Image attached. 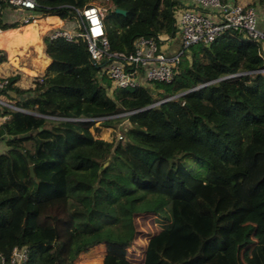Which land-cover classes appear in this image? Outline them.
<instances>
[{"label":"trees","instance_id":"16d2710c","mask_svg":"<svg viewBox=\"0 0 264 264\" xmlns=\"http://www.w3.org/2000/svg\"><path fill=\"white\" fill-rule=\"evenodd\" d=\"M109 1L110 49L173 35L176 0ZM88 6L35 0L34 13L65 25ZM4 12L1 30L23 25ZM41 40L49 58L42 75L27 88L8 76L2 92L26 112L0 109L8 115L0 123V255L25 245L24 264H74L102 244L100 264H239L238 249L250 244L251 264H264V72H253L264 59L255 43L224 30L183 50L169 82L109 89L80 39ZM2 49L15 64L17 47ZM98 117L104 127L126 120L122 138L94 137ZM136 214H151L161 227L132 258Z\"/></svg>","mask_w":264,"mask_h":264},{"label":"built area","instance_id":"2783aa9c","mask_svg":"<svg viewBox=\"0 0 264 264\" xmlns=\"http://www.w3.org/2000/svg\"><path fill=\"white\" fill-rule=\"evenodd\" d=\"M102 2L103 4H89L86 8L76 10V20L52 29L48 37H62L68 41L80 39L84 43L89 61L97 68L96 77L103 76L108 79L109 89L132 88L154 81L169 82L183 50L195 43L207 45L224 30H235L242 38L255 43L256 54L264 59V4H241L236 0H185L181 3L176 0L171 11L174 27L172 36L165 33L149 37L138 36L132 40L130 50L119 51L109 48L103 23L105 15L112 10V5L109 0ZM34 7L35 0H0V9L22 13L18 20L23 24L32 19L30 15L35 14ZM102 7L108 8L104 15ZM177 36L178 45L173 50H168V45ZM253 72H264V65ZM241 73L226 74L215 80ZM7 84V77H0V95H3ZM2 107L26 112L0 98V109ZM7 118V114H0V122ZM51 118L70 121L90 119ZM103 118L93 120L99 121ZM121 138V133L117 131L115 140ZM26 254L25 245H13L6 260L0 255V264H24Z\"/></svg>","mask_w":264,"mask_h":264},{"label":"rangeland","instance_id":"374dc122","mask_svg":"<svg viewBox=\"0 0 264 264\" xmlns=\"http://www.w3.org/2000/svg\"><path fill=\"white\" fill-rule=\"evenodd\" d=\"M90 5H97V4H103L102 0H89ZM10 13V12H8ZM36 15H30V18H34ZM31 19V20H32ZM36 21V23L31 24L30 26H23L21 29H19L18 36L19 40H14L17 48L20 45H25L27 48L23 52H19L15 50V53L13 57H16L15 63H22L24 61H31L29 57H39L42 58V55H38L37 51L35 50V47L38 43V38L42 37L47 31L50 29L52 24L49 23H43L40 19V17H36L33 19V21ZM37 21H39L37 23ZM57 23V22H56ZM59 23V22H58ZM62 23V22H61ZM40 25L44 26V29H40ZM46 28V29H45ZM21 39V40H20ZM178 36L175 37V42L177 43ZM20 41V42H19ZM178 45V44H177ZM8 46V45H7ZM15 46V45H14ZM41 52L43 51V44L40 47ZM4 51L5 59H9V55ZM26 53V55H24ZM10 60V59H9ZM149 87H151V84H148ZM107 94H109V89L107 90ZM0 98L6 99V96L0 95ZM15 110V109H14ZM128 123L126 120L114 122L110 124L109 126H99L96 121L93 122V124L89 127V130L91 131L92 135L96 138H100L103 140H113L115 137V134L117 131L120 133V129H125L127 127ZM97 128V129H96ZM151 214H136L133 217L134 227H135V237L133 241L131 242V245H129V256L132 258H136L140 255V248L142 247V244L144 243L146 236H148L150 233L158 230L161 227L160 222L156 221L155 219L151 218ZM250 244H247L245 246H242L238 249L237 253V259L239 264H251L249 254H248V247ZM104 247L102 244L93 246L90 251L85 253L84 255L76 258L74 260V264H100L101 256L103 253Z\"/></svg>","mask_w":264,"mask_h":264},{"label":"crops","instance_id":"0c3cea01","mask_svg":"<svg viewBox=\"0 0 264 264\" xmlns=\"http://www.w3.org/2000/svg\"><path fill=\"white\" fill-rule=\"evenodd\" d=\"M178 2H185V0H177ZM222 1H227V0H222ZM237 2L241 3V4H249L252 2V0H236ZM10 12V13H8ZM3 17L6 18V20L8 21H12V20H18L20 19V17L22 16V13L19 12H13L12 10H6V12H4ZM38 16H35L34 18H36ZM57 18V23L54 22L51 18ZM33 18V19H34ZM33 19L31 20L30 24L27 23L25 24L26 26H30L33 23H36V21ZM41 21L43 23H49L52 24L51 26V30L57 27H63L65 26L64 23L56 16L54 15H47L44 17H40ZM39 21H37L38 23ZM59 22V23H58ZM62 22V23H61ZM20 25L18 27H14V28H6L1 30L0 29V50H4L2 48H8V47H17L16 44H11V43H15L14 40H19L18 31H14L17 29H21V27L23 28V26L25 25ZM29 24V25H28ZM44 26L40 25V29H44ZM17 28V29H15ZM46 29V28H45ZM50 29L47 31V33H45L44 35H48L49 32L51 31ZM14 39V40H13ZM21 40V39H20ZM20 42V41H19ZM178 43V40H177ZM177 43L175 42V39L173 40V42H171L168 45V50H173V48H175V46L177 45ZM42 40L41 37L38 38V43L37 45L39 47L42 46ZM8 45V46H7ZM19 47H21V49H23L22 51H20V48H17L16 50L19 52H23L27 47L25 45H20ZM4 52V51H3ZM10 57V54L8 51H6ZM26 55V53L24 54ZM42 58L39 57H29L31 61H24L22 63H18L16 62L15 64H13L11 62V60H9L8 58L4 59L3 61L0 62V77H8V76H13V75H17V80L14 82L13 85L19 87V88H27V87H31L33 85V81L35 79H38L42 73L43 70L45 68V66L48 64L49 62V58L46 56V54L44 53V47H43V51H42ZM5 57V55H4ZM16 59V57H14ZM11 97L14 96V94L12 92H8ZM4 99V98H3ZM10 103H13V99H9L6 97V99H4ZM1 123V122H0ZM5 149L4 147V142L2 140H0V152H2Z\"/></svg>","mask_w":264,"mask_h":264},{"label":"water","instance_id":"95a60500","mask_svg":"<svg viewBox=\"0 0 264 264\" xmlns=\"http://www.w3.org/2000/svg\"><path fill=\"white\" fill-rule=\"evenodd\" d=\"M114 12H118V13H123L124 11L119 9V8H114L113 9ZM92 65H94L92 62H90ZM9 92V91H8ZM180 93L174 95V96H177L179 95ZM28 173H29V176H32V171H31V166L28 167Z\"/></svg>","mask_w":264,"mask_h":264},{"label":"bare ground","instance_id":"6f19581e","mask_svg":"<svg viewBox=\"0 0 264 264\" xmlns=\"http://www.w3.org/2000/svg\"><path fill=\"white\" fill-rule=\"evenodd\" d=\"M107 10H108V8L102 7V11H103L102 14L104 15V14L107 12ZM26 23H27V22H26ZM29 24H30V23H29ZM29 24H28V25H29Z\"/></svg>","mask_w":264,"mask_h":264}]
</instances>
